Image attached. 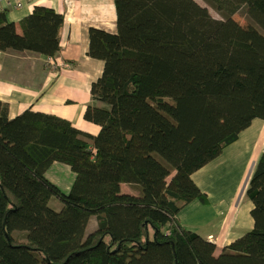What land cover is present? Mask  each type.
<instances>
[{
  "label": "trees",
  "instance_id": "1",
  "mask_svg": "<svg viewBox=\"0 0 264 264\" xmlns=\"http://www.w3.org/2000/svg\"><path fill=\"white\" fill-rule=\"evenodd\" d=\"M200 1L113 0L115 31L89 29L96 135L31 109L10 118L0 102V264H264V147L244 190L250 230L217 252L178 220L209 204L192 175L264 121V0ZM6 16L0 54L58 55L62 14L35 6L21 34ZM152 97L176 110L173 130ZM53 163L75 175L67 194L45 178Z\"/></svg>",
  "mask_w": 264,
  "mask_h": 264
},
{
  "label": "crops",
  "instance_id": "2",
  "mask_svg": "<svg viewBox=\"0 0 264 264\" xmlns=\"http://www.w3.org/2000/svg\"><path fill=\"white\" fill-rule=\"evenodd\" d=\"M17 2L21 5H16ZM35 6L52 9L64 16L66 26L62 31L58 55L50 61L45 56L25 52L0 54V102L8 105L10 118L31 109L36 113L65 119L81 131L96 135L99 127L85 121L84 112L90 101L91 84L100 77L103 62L87 55L88 33L90 28L115 31L114 2L0 0V11L7 12L6 18L14 24L18 34L22 33L20 22L32 13ZM258 121L262 122L257 119L253 122ZM247 135L244 132L240 139L225 148L217 159L192 175L193 182L207 195L209 204L203 205L199 201H193L178 215V220L185 230L211 234L217 252L222 251L253 226L249 217L251 206L247 200L236 202L233 196L237 192L228 199H218L208 187L212 176L228 168L229 164L232 166L238 162V152H251L255 139L251 137L252 142L244 140ZM220 164L223 169L217 170L215 166ZM197 177L199 178L196 179ZM123 192L131 191L127 186H123ZM228 200L231 204H228Z\"/></svg>",
  "mask_w": 264,
  "mask_h": 264
},
{
  "label": "rangeland",
  "instance_id": "3",
  "mask_svg": "<svg viewBox=\"0 0 264 264\" xmlns=\"http://www.w3.org/2000/svg\"><path fill=\"white\" fill-rule=\"evenodd\" d=\"M195 1L203 5L200 0ZM16 5L20 6L21 3L17 2ZM208 9L215 18H221L217 12H215L209 7ZM244 17L245 15H243L241 10L236 11L232 15L233 20L237 22L243 29H245L251 36L260 37L261 31L248 24ZM147 101V108L151 110L154 114H156L159 118H161V120L167 123L173 130V125L175 122H177V113L176 110L172 108L170 103L165 102L163 100L160 101L157 98L153 97L149 98ZM262 124L264 125V121H258L257 123L253 122L246 128V130L242 131L239 135L238 140L240 139V136L244 132H246L248 135L245 137L244 140L248 142H252L253 139L251 137H254L255 145L251 149V152H238L239 157L237 163L232 166H230L231 164H229L228 168L220 171L218 174L212 176V178L210 179L211 182L209 183L208 187L210 188L212 194H214L215 197H217L218 199L222 197L228 199L229 197H232L233 194H235L236 192L237 194L233 196L236 202H243L247 199L245 196V191H243V194L241 195V190L244 186L245 179L252 165L254 167L256 163L255 161L261 155L264 147V126H262ZM256 134H258V136ZM215 167L217 170L223 169V165L221 164ZM45 178L49 180L53 185H55L62 193L67 194L69 193V190L74 182L75 175L69 169V167L65 166L64 164L53 163L46 169ZM198 178L199 177H197L196 179ZM227 202L228 204H231L229 200ZM249 217L251 216L249 215ZM234 226H236V224H234Z\"/></svg>",
  "mask_w": 264,
  "mask_h": 264
},
{
  "label": "water",
  "instance_id": "4",
  "mask_svg": "<svg viewBox=\"0 0 264 264\" xmlns=\"http://www.w3.org/2000/svg\"><path fill=\"white\" fill-rule=\"evenodd\" d=\"M252 170H253V165H252V167H251V169H250V171H249V173H248V175H247V177H246V179H245L244 186L242 187V190H241V195H242L243 191L245 190V187H246V185H247L246 183H247V181H248V179H249V177H250V174H251Z\"/></svg>",
  "mask_w": 264,
  "mask_h": 264
},
{
  "label": "bare ground",
  "instance_id": "5",
  "mask_svg": "<svg viewBox=\"0 0 264 264\" xmlns=\"http://www.w3.org/2000/svg\"><path fill=\"white\" fill-rule=\"evenodd\" d=\"M202 237L204 238V240L206 241H212V235L211 234H203Z\"/></svg>",
  "mask_w": 264,
  "mask_h": 264
}]
</instances>
